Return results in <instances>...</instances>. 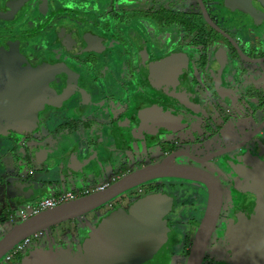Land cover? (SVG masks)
Returning a JSON list of instances; mask_svg holds the SVG:
<instances>
[{
    "label": "flooded vegetation",
    "instance_id": "1",
    "mask_svg": "<svg viewBox=\"0 0 264 264\" xmlns=\"http://www.w3.org/2000/svg\"><path fill=\"white\" fill-rule=\"evenodd\" d=\"M34 93L40 103L31 123L5 120L0 135L13 142L16 160L27 157L31 132L41 137L42 159L51 142L60 151L59 143L63 150L70 144L65 155L79 160L69 140L78 133L89 144L93 134L96 152H106L90 165L91 181L82 184L88 194L166 159L204 170L220 185L222 204L201 264H264V0H0V101L10 106L14 96L24 101ZM151 137L159 158L150 155ZM135 145L150 160L140 162ZM96 152L89 158L96 161ZM191 183L200 199L188 215L173 213V197L160 192ZM151 197L155 228L166 239L146 264L186 263L209 189L175 176L153 178L69 219L70 237L62 230L59 242L42 248L76 254L100 222ZM131 264H143L142 254Z\"/></svg>",
    "mask_w": 264,
    "mask_h": 264
},
{
    "label": "water",
    "instance_id": "2",
    "mask_svg": "<svg viewBox=\"0 0 264 264\" xmlns=\"http://www.w3.org/2000/svg\"><path fill=\"white\" fill-rule=\"evenodd\" d=\"M20 83L25 84V82ZM15 87H18L19 91L25 88H22L19 84L18 86L15 85ZM43 88L45 89V85H43ZM26 96L27 99L24 101L14 96L10 100V106H5L4 99V101H0V135L5 134V120H10L19 125H29L31 123V116L37 115V109L35 107L40 103L38 99L40 95L34 93L31 96ZM88 135H90L88 138L92 142L90 144L84 142V134L78 135L80 136L79 138L73 139L78 144L77 152L79 150H87V153L84 154L86 158L90 156V153L95 151L96 143L93 134ZM31 136L37 137L36 133L31 132L29 140ZM29 140L25 142L27 156L30 155V151L35 147L28 144ZM82 146L85 147L81 149ZM65 149L69 152L71 147ZM62 153L66 154L65 152ZM59 156L53 158L50 155L42 159L45 164L44 174L49 178L48 182L58 183L63 190L70 189L73 186L72 184L82 185L83 182H79L77 178L80 174L83 175L88 172V169L86 171L85 166L77 167L78 159H74L70 160L69 172H66L59 162ZM59 169L61 171L57 175ZM165 176L200 180L208 186V207L196 233L192 251L185 263L201 264L208 241L220 214L222 204L221 187L208 172L191 166L178 165L169 159L142 167L119 179L105 189L43 210L15 224L0 239V260L10 249L26 237L32 236L40 231L43 232L71 218L99 208L120 193L130 190L141 183L150 181L153 178ZM145 204L146 202L144 200H139L137 204L131 207L129 213L118 211L110 219H104L97 227L91 230L81 250L76 254L71 253L67 248L54 250L52 248L43 249L42 247H37L29 249L24 258L15 264H131L134 262V256L138 253L142 254V262L146 264L150 261L149 259H151L154 253L163 248L166 236L164 237L162 234V227L159 228L157 226L155 228V213H150L140 208V206H145ZM249 229H253V226H249Z\"/></svg>",
    "mask_w": 264,
    "mask_h": 264
},
{
    "label": "rangeland",
    "instance_id": "3",
    "mask_svg": "<svg viewBox=\"0 0 264 264\" xmlns=\"http://www.w3.org/2000/svg\"><path fill=\"white\" fill-rule=\"evenodd\" d=\"M229 21V20H228ZM95 93H97V92H95ZM196 98V100L198 99V97H195ZM87 100H89V99H87ZM114 114H115V112H113V116H114ZM104 116V113H102L101 114V116L100 117H103ZM51 122H52V120H51ZM57 122V120H55V122L53 121L52 123H56ZM54 125V124H53ZM109 131V130H108ZM106 133H108V132H106ZM110 133V132H109ZM60 133H58V135H59ZM37 135V137H35V136H31V139L28 141V144H30V145H32V146H35V144H37L38 142H40L39 140H41V137H40V135L39 134H36ZM99 135V134H98ZM105 136H106V134H104ZM100 137V136H99ZM79 138V137H78ZM95 140H96V138H94ZM98 139V138H97ZM111 140H112V138H110ZM109 138H103V142H105V143H110V140ZM78 141V140H77ZM114 139H113V143H114ZM21 143V141L19 142V144ZM151 143H152V148H155L156 149V151H154V150H152V152L150 151V155L151 156H153V157H160V154H159V149H158V145H157V143L156 144H153V141H152V137H151ZM82 144H83V141H82ZM12 145H13V142H11V140H10V138H6V137H0V160L1 161H3L4 160V162H5V164L6 163H8L11 159H12V155L13 154H15V153H13V150H12ZM69 145L70 144H66L65 146H64V148H70L69 147ZM79 145H80V143H79ZM84 145V144H83ZM51 144H50V148L49 147H46V151H47V149L49 148V154L53 157V158H56L55 156H58V154L57 153H59L60 152V150H59V148H52L51 149ZM85 146H82L81 147V149L82 148H84ZM138 146H136L135 145V151H134V153H136V155H138V156H142L141 155V151H140V149L138 150ZM90 151V150H89ZM95 152H96V149H95V151H93L92 152V154L91 155H94L95 154ZM78 153L80 154V155H82V157H80L79 158V161H78V164H77V167L79 166H85V167H87L88 168V171L90 172L91 171V167H90V165L93 163V164H99V163H101V162H103L105 159L103 158L105 155H106V152L102 149V147H101V149H99L98 150V152H96V155H97V160L96 161H94V160H92L91 158H92V156L89 158H86L85 156H84V154H86L87 153V150H84V151H78ZM118 156H123V152L122 151H118ZM128 156V155H127ZM143 158H141V161L140 162H142V161H146L147 159L148 160H150V156L147 154V155H143L142 156ZM36 159H35V163H34V166H35V171H34V175H33V178H39V176H41L42 175V173L44 172V167H45V164L43 163V161H42V158L41 157H35ZM59 162H60V164L62 165V168H63V170L64 171H66V172H69V165H70V157L68 156V155H65V154H61L59 157ZM103 160H102V159ZM131 156H128V162H130L131 161ZM114 160V159H113ZM127 162V160H125L124 159V161L123 162ZM107 162V161H106ZM118 162V161H117ZM148 163H149V161H147ZM105 163V162H104ZM111 165V163H108L105 167V169L104 168H101V169H104V171H105V176L106 175H108L107 173H109V171L111 170V168L109 167ZM119 165V164H118ZM2 166H3V164H2ZM48 166V165H47ZM132 166V165H131ZM108 167V168H107ZM80 169V168H79ZM109 169V170H108ZM60 171H61V169H59V171L57 172V175L58 174H60ZM18 173L20 174L21 172H20V170H18ZM58 177V176H57ZM100 180V179H99ZM150 184H152V183H150ZM54 185V182H51L50 184H49V186H53ZM146 188L145 189H147V188H152V187H155V185H152V186H145ZM5 189V191H6V193H7V195H10V198H12V196H14L15 194H17V189L15 188V187H5L4 188ZM166 189H167V185H166ZM164 190V189H163ZM199 190H200V186H198V185H196V184H189L188 186H186L185 187V189L184 188H179V187H177V189L175 190V191H169V190H167V191H161L160 193H164L165 192V194L166 195H170L171 194V196L173 197L172 198V200H173V205H175L176 207V212H174V209L172 210L173 211V213H181V214H186V215H188L189 214V212L191 213V204L192 203H195L196 202V199H197V197L200 199V197L198 196V194H199ZM5 193V194H6ZM150 193V192H149ZM147 194V196H151V194ZM127 194H130V192L129 193H127ZM153 197H151L149 200L148 199H145L144 201L146 202V204H145V206H140V208H142L143 210H147V211H151L150 209L151 208H155V204L154 203H152V199ZM15 202V201H14ZM180 203H185V206H181L180 205ZM144 205V204H143ZM7 207L9 208V210H12L13 212H14V214H15V217H14V221H12V220H9V219H7L5 222H3V221H1V218H0V239L10 230V229H12L13 227H14V225L15 224H17V223H19V222H21L22 221V216H21V213H20V211H21V209L22 208H24V207H22L21 205H19L18 203H13V200H11L10 199V201L9 202H7ZM108 212V210L106 209V207L105 208H102L101 210H99L98 211V213H96V215H97V217H100L101 215H104V214H106ZM8 214V211L6 210L5 212H4V216H6ZM172 215V214H171ZM200 218V217H199ZM200 219H202V217L200 218ZM79 222L82 220V218H78L77 219ZM85 220H88V221H92V223L91 224H94L95 222H97V220L96 219H94V217L92 218V216H89V217H86L85 218ZM73 226V224L72 223H70L68 220L67 221H65L61 226H57V228L55 229V227L53 228V227H51V228H49V229H46V230H44L43 231V236L40 238V239H34V242L30 245V248L31 247H33V248H35L36 246H41V247H45V246H47V245H49V243L50 242H59V241H54V240H58L59 239V237L61 236L60 234H61V232H62V230H64L65 231V235H67L68 236V238L70 237V235H71V233H70V230H71V227ZM91 226V225H90ZM4 229V230H3ZM6 231V233H4ZM63 238H64V240L65 239H67L66 238V236H63ZM68 240V239H67ZM179 248L177 249V251H176V254H175V256L179 253ZM174 259H175V257H174ZM183 264H185V262L183 263Z\"/></svg>",
    "mask_w": 264,
    "mask_h": 264
},
{
    "label": "crops",
    "instance_id": "4",
    "mask_svg": "<svg viewBox=\"0 0 264 264\" xmlns=\"http://www.w3.org/2000/svg\"><path fill=\"white\" fill-rule=\"evenodd\" d=\"M78 135H79L78 133L75 134V136L74 134L72 135L70 134L69 140L77 138ZM50 144L51 142L48 143V147H50ZM46 146L47 144L44 145L45 148ZM41 147H42L41 142H38L35 145V147L32 148V150L30 151V155L32 157L29 155L31 158L26 155L27 157H25L24 160H22L23 157L22 156L20 157L19 155L20 158L18 160H16L15 156H13L12 159L6 164L4 160L0 161V218H1V221L5 222L7 219L14 221L15 214L12 210H9V208L7 207V202H9L10 199L13 200V203H18L22 207H25L27 203H37L39 200L47 196H56L66 191V190H63L58 185V183L54 184L53 186H49L50 184V182H48L49 178H47L48 176L44 174V172L42 173L41 176H39V178H33L34 171H35V166H34L35 159H36L35 157L37 158L40 157L39 150L41 149ZM58 147H61L62 152L67 153L66 149L65 150L62 149L63 147L61 143H59ZM72 152L73 150L71 151V153ZM75 153H76L77 158L82 157V155H80L77 152V150L75 151ZM85 169L87 171L88 168L85 167ZM18 170H20L21 172L20 174L18 173ZM80 175L77 178V180L79 179V182H83V184L85 183L86 185L89 183V181H91L89 179L90 175L87 172L83 174L82 176ZM72 185H73L72 187H80V188L84 187L78 184H72ZM12 186L17 189V194H15L14 196H12V198H10V195H7L6 193L7 190L5 191L4 188L5 187L10 188ZM6 210L8 211V214L4 216L3 214ZM4 233H6V231ZM14 263L15 262H13V264Z\"/></svg>",
    "mask_w": 264,
    "mask_h": 264
},
{
    "label": "built area",
    "instance_id": "5",
    "mask_svg": "<svg viewBox=\"0 0 264 264\" xmlns=\"http://www.w3.org/2000/svg\"><path fill=\"white\" fill-rule=\"evenodd\" d=\"M81 186V185H80ZM80 187H74L70 189L69 191H64L56 196H47L41 200H39L37 203H27L26 206L21 209L20 213L23 219H27L28 217L40 213L43 210L49 209L51 207L57 206L59 204L75 200L77 199L78 195H87L89 192V189L87 188H81ZM104 188V185H100L98 187V191L102 190ZM43 232L40 231L32 236L26 237L22 241H20L18 244H16L10 251H8L4 257L0 260V264H13L15 262V259L25 254L27 251L29 245L34 241V239H38L42 236Z\"/></svg>",
    "mask_w": 264,
    "mask_h": 264
}]
</instances>
